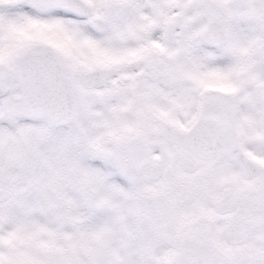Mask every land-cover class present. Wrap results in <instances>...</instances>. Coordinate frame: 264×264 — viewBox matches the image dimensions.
I'll list each match as a JSON object with an SVG mask.
<instances>
[{
	"label": "snow or ice",
	"instance_id": "1",
	"mask_svg": "<svg viewBox=\"0 0 264 264\" xmlns=\"http://www.w3.org/2000/svg\"><path fill=\"white\" fill-rule=\"evenodd\" d=\"M0 264H264V0H0Z\"/></svg>",
	"mask_w": 264,
	"mask_h": 264
}]
</instances>
